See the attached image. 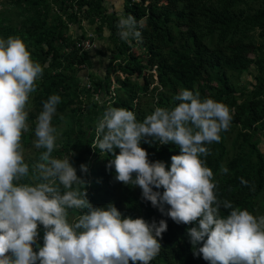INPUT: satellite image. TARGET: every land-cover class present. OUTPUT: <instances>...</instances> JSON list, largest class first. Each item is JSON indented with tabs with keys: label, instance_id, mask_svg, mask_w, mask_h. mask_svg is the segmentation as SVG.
<instances>
[{
	"label": "trees",
	"instance_id": "trees-1",
	"mask_svg": "<svg viewBox=\"0 0 264 264\" xmlns=\"http://www.w3.org/2000/svg\"><path fill=\"white\" fill-rule=\"evenodd\" d=\"M9 9L0 11V38L19 36L33 61L43 66L35 81L27 107L29 130L22 134V150L34 155L26 161L33 183L31 166L44 149H36L35 120L43 102L52 94L61 97L52 125L62 138L52 155L70 157L77 175L85 185L87 199L95 207L114 204L124 217L143 218L147 222L167 221L168 229L159 238L161 249L150 264H210L196 255L188 229L197 224H177L142 198L138 186L118 182L112 153L94 149L98 119L109 105L133 111L139 121L156 107L170 108L181 89L199 92L226 104L232 115L230 127L220 133V141L206 145L211 154L201 157L213 171L216 195L234 207L247 209L256 217L264 216V152L258 130L264 129V0H124L122 12H108L106 0H5ZM143 20L138 27L142 39L122 40L117 34L121 16ZM87 20L103 37L109 31L106 52L110 67L117 72L111 78L88 72L90 87L78 72L91 67V55L85 40L87 32L71 34L70 25ZM134 45L143 52H131ZM252 67L255 85L250 90L237 87L235 81ZM155 70V72H154ZM154 74L156 75L157 84ZM151 85H153L151 87ZM98 93L101 102L95 98ZM40 109V110H39ZM64 124V125H63ZM149 160L165 162L170 170L171 157L179 155L175 143L141 142ZM120 149H115L118 155ZM87 166V172L80 165ZM227 169V171H223ZM154 191L163 192V188ZM170 206H166L168 208ZM86 209H69V222H75ZM227 216L228 209L221 208ZM37 244L43 245L44 228L38 227ZM201 243L197 247H202ZM34 250L38 247L34 245Z\"/></svg>",
	"mask_w": 264,
	"mask_h": 264
},
{
	"label": "clouds",
	"instance_id": "clouds-1",
	"mask_svg": "<svg viewBox=\"0 0 264 264\" xmlns=\"http://www.w3.org/2000/svg\"><path fill=\"white\" fill-rule=\"evenodd\" d=\"M116 27L122 40L142 39L143 20L131 14L121 16ZM43 71L23 39L0 38V264H150L161 249L158 237L167 231V221L124 217L112 203L95 207L89 202L70 157L52 155L57 94L43 102L35 120L33 145L44 151L31 166L34 182H22L30 172L21 143L29 130L25 109ZM174 101L179 103L156 107L143 121L133 111L109 105L98 119L92 147L113 154L108 168L114 166L118 182L138 186L144 200L177 224H197L188 229L196 255L210 264H264V216L220 201L213 171L201 159L211 154L206 145L218 143L229 129V107L188 89ZM142 141L179 147L170 170L165 162L149 160ZM80 169L88 170L84 164ZM221 208L229 214L221 215ZM69 209L86 211L69 222ZM40 225L42 246L37 244Z\"/></svg>",
	"mask_w": 264,
	"mask_h": 264
},
{
	"label": "rangeland",
	"instance_id": "rangeland-1",
	"mask_svg": "<svg viewBox=\"0 0 264 264\" xmlns=\"http://www.w3.org/2000/svg\"><path fill=\"white\" fill-rule=\"evenodd\" d=\"M105 5L108 9V12H122L124 9V0H106ZM9 9V3L5 0H0V11H4L5 9ZM83 28H80L79 24H71L70 25V33L71 34H81L83 30H85L89 37H92L93 42L90 43L88 40H85L84 43L88 47L90 55H91V67L89 69H82L78 72V75L82 77V82L87 85L89 83V79L87 74L89 71L96 73L97 75L104 77L109 71L111 78H114L115 68L113 66L110 67V57L111 53L106 52L102 54V51H106L109 44V31L104 29L103 37H99L95 32V25H90L87 20H82L81 23ZM134 54H141L143 50L134 45L131 50ZM256 73V69L252 67L249 71L244 72L238 79H236L235 83L237 87L242 90H250L255 85L254 75ZM155 82L153 85L157 84L156 75L154 74ZM151 85V87L153 86ZM28 113L32 111V108L26 106L25 109ZM40 110V109H39ZM64 125V124H63ZM258 134L261 138L259 147L264 152V129L258 130ZM56 143L62 138L61 132L56 131ZM25 160L30 161L34 159V155L29 154L28 152L23 151ZM63 158H66L65 156Z\"/></svg>",
	"mask_w": 264,
	"mask_h": 264
},
{
	"label": "built area",
	"instance_id": "built-area-1",
	"mask_svg": "<svg viewBox=\"0 0 264 264\" xmlns=\"http://www.w3.org/2000/svg\"><path fill=\"white\" fill-rule=\"evenodd\" d=\"M89 41V40H88ZM90 42V41H89ZM91 43V42H90ZM85 47H87L86 45H85ZM88 48V47H87ZM154 72H155V70H154ZM157 78V77H156ZM91 85H90V83H87V87H90ZM95 98L96 99H98L100 102H101V100H100V96H99V94L98 93H96L95 94Z\"/></svg>",
	"mask_w": 264,
	"mask_h": 264
},
{
	"label": "crops",
	"instance_id": "crops-1",
	"mask_svg": "<svg viewBox=\"0 0 264 264\" xmlns=\"http://www.w3.org/2000/svg\"><path fill=\"white\" fill-rule=\"evenodd\" d=\"M107 8V7H106Z\"/></svg>",
	"mask_w": 264,
	"mask_h": 264
}]
</instances>
